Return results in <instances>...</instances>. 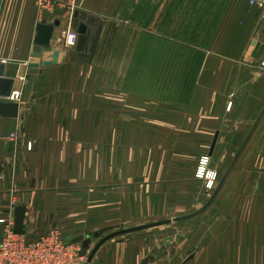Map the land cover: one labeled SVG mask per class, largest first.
<instances>
[{
  "label": "crops",
  "instance_id": "crops-1",
  "mask_svg": "<svg viewBox=\"0 0 264 264\" xmlns=\"http://www.w3.org/2000/svg\"><path fill=\"white\" fill-rule=\"evenodd\" d=\"M65 1L77 7L73 24L92 19L96 25L103 24L95 57L107 29L103 11L134 8V3L142 1L150 23L154 24L155 18V25L164 27L170 8L179 3ZM198 1L196 8L211 10L208 19L200 24L210 26L209 33L197 31L194 37L208 40V47L179 46L188 55V71L199 75L190 83L192 96L181 101L179 98L176 113L163 109V119L169 122L165 125L172 128L163 129L162 134H176L185 140L180 141V146L189 144L195 151L208 154L218 169L227 170L264 109V17L249 0ZM56 21L61 22L52 40L53 51L59 52L57 62L53 63V53H46L45 60L52 63L34 71L30 66L40 62L32 57L40 23L35 2L0 0V92L11 89L23 94L14 139L11 119L0 116V218L15 222L16 208L25 207L24 236L31 241L48 234L58 220L59 195L72 201L70 207L74 209L69 217L86 215L84 201H89L91 182L89 147L79 137L89 136V132L87 124L85 129L78 125L88 120L94 99L98 103L105 101L90 95V70L95 57L91 63L89 52L61 50L58 41L73 26L64 11L47 23ZM163 96L161 104L169 101ZM134 101L147 106L155 102L152 96L135 97ZM166 130L168 133H164ZM196 165L190 168V178L180 183L194 182L196 190H201L204 182L195 178ZM147 183L152 185L151 181ZM97 184H105L104 176L97 177ZM104 196L105 193L101 197L97 194L98 204ZM205 215L210 217L209 231L202 229L207 223L203 216L194 218L196 221L200 217L201 225L195 232L202 235L201 240L195 239L200 251L194 263H201L207 256L208 264H264V116ZM105 229L92 232L100 234ZM3 231L4 225L0 224V243ZM89 231L85 227L69 241L88 240ZM75 244L82 251L83 243ZM167 252L160 237L127 234L106 242L91 264H164L169 260ZM88 257L86 253L81 264H87Z\"/></svg>",
  "mask_w": 264,
  "mask_h": 264
},
{
  "label": "rangeland",
  "instance_id": "rangeland-1",
  "mask_svg": "<svg viewBox=\"0 0 264 264\" xmlns=\"http://www.w3.org/2000/svg\"><path fill=\"white\" fill-rule=\"evenodd\" d=\"M144 5L145 2L138 1L134 8H111L102 12L107 20V29L91 65L90 95L105 101L98 103L94 99L89 106L88 120L78 125V128L85 129L87 124L89 132V136L79 137L89 147L91 182L89 201H84L83 212L86 215L69 217L74 209L70 207L72 201H68L65 195L57 198L58 220L50 230H59L69 241L82 233L85 227L89 228L87 256L103 238L117 231L173 220L177 216H190L200 211L211 200L228 170L218 169L208 154L195 151L189 144L180 146V141L185 140L176 134H162L163 129L172 128L165 125L169 122L163 119V109L176 113L179 98L181 101L192 96L190 83L199 75L188 71V55L179 46H207L208 40L194 35L197 31L209 33L210 25L200 24V21L207 20L211 10L196 8L198 0H179L178 5L174 3L170 8L163 27L162 24L155 25V18L154 24L150 23L152 20H149ZM73 6L74 21L77 7ZM73 28L76 29L77 25L73 24ZM150 96L155 102L149 106L134 101L135 97ZM162 96L169 101L161 104ZM28 147L32 148V144L29 143ZM204 158L209 160L210 175L216 174L212 187L208 185L207 178L197 177ZM195 165V178L204 182L205 189L196 190L194 182L180 183L190 178V168ZM101 176L105 178L104 185L97 184V177ZM130 180L134 184L128 185ZM150 181L153 186L147 183ZM98 193L100 197L105 193L100 204L97 203ZM210 207L199 215L207 220L206 225H202L203 231H209L210 217L205 213ZM190 220L131 234L160 237L168 250L165 256L169 260L164 264H197L193 261L200 249L199 241L195 239L201 240L202 235L195 229L201 225L200 217L196 221L194 218ZM94 229L105 231L93 234ZM205 258L199 264H208L207 256Z\"/></svg>",
  "mask_w": 264,
  "mask_h": 264
},
{
  "label": "built area",
  "instance_id": "built-area-1",
  "mask_svg": "<svg viewBox=\"0 0 264 264\" xmlns=\"http://www.w3.org/2000/svg\"><path fill=\"white\" fill-rule=\"evenodd\" d=\"M34 2L39 22L53 20L60 11H64L73 26L74 6L67 5L65 0H34ZM249 3L251 6H256L264 17V0H249ZM78 40L77 30L70 27L68 31L62 33L57 46L64 51H72L75 50ZM22 99L23 94L20 91H12L8 97L1 98L2 101L19 105ZM15 137V134H11L12 139ZM208 165V158H204L198 168L197 177L207 178L208 185L212 187L216 174L210 175ZM0 224L4 225L3 239L0 243V264H81L83 259L81 248L77 244L67 242L57 229L53 228L39 240L31 241L24 235L15 234L12 218H0Z\"/></svg>",
  "mask_w": 264,
  "mask_h": 264
},
{
  "label": "water",
  "instance_id": "water-1",
  "mask_svg": "<svg viewBox=\"0 0 264 264\" xmlns=\"http://www.w3.org/2000/svg\"><path fill=\"white\" fill-rule=\"evenodd\" d=\"M60 25H61L60 21H56L53 24H49L46 21H43L37 25L32 57L35 59H39L40 62H39V64H33L30 66V68L34 69V71L44 67L45 65L52 63L50 61L48 62L45 60L44 55L46 53H53V55H52L54 57L53 63L57 62L56 58L58 57L59 52L53 51L52 40H53V36H54V32H55L56 28L60 27ZM102 30H103V24L100 23V24L96 25V21L93 19L90 21H87V22L79 23L77 25V32L79 34V40H78V44L75 48V51L78 53L89 52L91 63L93 62V59L95 57ZM10 84L11 85L14 84V80L10 81ZM10 94H11V89H8L7 92H0V97L1 98L8 97ZM19 113H20L19 104L11 103V102H5V101L0 100V116L11 119V121H12V134H15L17 132ZM263 116H264V109L261 112L258 119L256 120V122L254 123V126H253L251 132L249 133L245 142L243 143L242 147L240 148L239 152L237 153L234 161L232 162V164L228 168L226 174L222 178V180H221L218 188L216 189L213 197L211 198V200L208 202V204L204 208H202L200 211H198L195 214H192L190 216L175 218L173 220L169 219L167 221L160 222V223L150 224V225L126 229V230L124 229V230H120V231H117L115 233H112V234L106 236L105 238H103L95 246V248L91 251V253L88 257L87 264H91L93 258L95 257L96 253L98 252V250L106 242H108V241H110L116 237L126 235V234L136 233V232H140V231H144V230H148V229L163 226V225H167V224H170L172 222H181V221H185V220H190V219H193V218L199 216L208 207H210L211 204L216 199V197L218 196L221 189L223 188L228 176L230 175L231 171L234 169L237 160L241 156L243 150L245 149L247 143L251 139L256 127L260 123ZM25 214H26V208L25 207H17L16 208L14 232L17 235H25V228H24L25 227ZM79 242L83 243V249L81 251V256H85L87 251L90 249V241L89 240L84 241L83 239H79V240L74 241L73 243L75 244V243H79Z\"/></svg>",
  "mask_w": 264,
  "mask_h": 264
}]
</instances>
